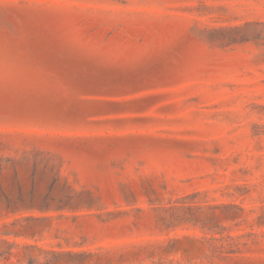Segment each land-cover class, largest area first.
Segmentation results:
<instances>
[{"label": "rangeland", "instance_id": "rangeland-1", "mask_svg": "<svg viewBox=\"0 0 264 264\" xmlns=\"http://www.w3.org/2000/svg\"><path fill=\"white\" fill-rule=\"evenodd\" d=\"M0 264H264V0H0Z\"/></svg>", "mask_w": 264, "mask_h": 264}]
</instances>
